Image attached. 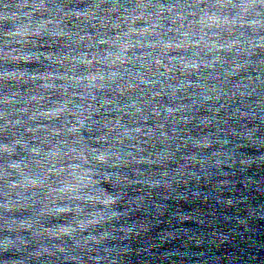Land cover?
Here are the masks:
<instances>
[{
    "label": "clouds",
    "instance_id": "9594fccd",
    "mask_svg": "<svg viewBox=\"0 0 264 264\" xmlns=\"http://www.w3.org/2000/svg\"><path fill=\"white\" fill-rule=\"evenodd\" d=\"M261 197L264 0H0V264H264Z\"/></svg>",
    "mask_w": 264,
    "mask_h": 264
},
{
    "label": "water",
    "instance_id": "95a60500",
    "mask_svg": "<svg viewBox=\"0 0 264 264\" xmlns=\"http://www.w3.org/2000/svg\"><path fill=\"white\" fill-rule=\"evenodd\" d=\"M261 200H264V197H261ZM184 209L186 211H192V208H195L196 205H193L191 208L187 205H183ZM176 227H181L177 225ZM183 228L195 231L197 233H206L208 229L202 227L201 225L195 223V222H185L182 225ZM254 227L257 229L256 235L253 237L255 239L259 240H264V221L258 222L254 225ZM161 230H172L171 226L168 224H161L159 227L154 229L151 233L150 236L155 238L158 236L159 232ZM248 240V237L245 236L241 238L240 236H236L232 244L230 245H224V246H218V245H212L209 243H205L202 246L196 247L195 245H190L188 248H185L182 246L183 241L182 240H176L171 243H165L162 247L158 249H154L155 253L157 256H159L162 253L166 252H189L191 254H196V257L199 258L200 254H203L207 258H211L212 260L218 259L220 261V264H224L223 258L228 254V253H235L237 255H240L241 252H248V251H253L255 252V249H249L246 241ZM260 255L264 257V252H261ZM138 257L133 256V264H136V261L138 260ZM153 264H160L159 260H154Z\"/></svg>",
    "mask_w": 264,
    "mask_h": 264
}]
</instances>
